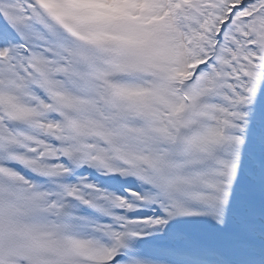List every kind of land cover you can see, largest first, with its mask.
Returning a JSON list of instances; mask_svg holds the SVG:
<instances>
[{"label": "snow or ice", "instance_id": "1", "mask_svg": "<svg viewBox=\"0 0 264 264\" xmlns=\"http://www.w3.org/2000/svg\"><path fill=\"white\" fill-rule=\"evenodd\" d=\"M0 264H264V0H0Z\"/></svg>", "mask_w": 264, "mask_h": 264}]
</instances>
